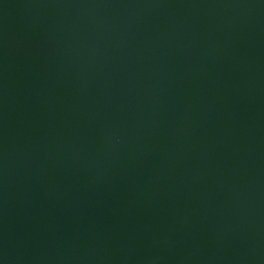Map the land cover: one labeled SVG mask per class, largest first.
<instances>
[{"label":"water","instance_id":"obj_1","mask_svg":"<svg viewBox=\"0 0 264 264\" xmlns=\"http://www.w3.org/2000/svg\"><path fill=\"white\" fill-rule=\"evenodd\" d=\"M0 264H264V0H0Z\"/></svg>","mask_w":264,"mask_h":264}]
</instances>
